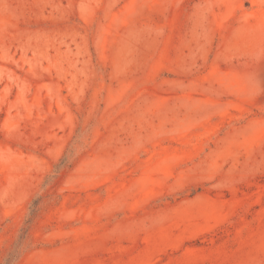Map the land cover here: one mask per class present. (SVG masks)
I'll return each instance as SVG.
<instances>
[{
	"label": "rangeland",
	"instance_id": "rangeland-1",
	"mask_svg": "<svg viewBox=\"0 0 264 264\" xmlns=\"http://www.w3.org/2000/svg\"><path fill=\"white\" fill-rule=\"evenodd\" d=\"M0 264H264V0H0Z\"/></svg>",
	"mask_w": 264,
	"mask_h": 264
}]
</instances>
